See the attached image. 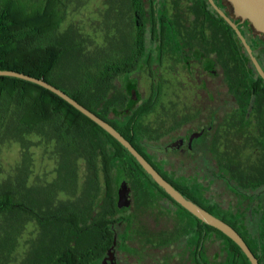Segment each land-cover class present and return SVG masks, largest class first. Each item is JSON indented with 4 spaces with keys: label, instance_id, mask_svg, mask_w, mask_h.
I'll use <instances>...</instances> for the list:
<instances>
[{
    "label": "flooded vegetation",
    "instance_id": "obj_1",
    "mask_svg": "<svg viewBox=\"0 0 264 264\" xmlns=\"http://www.w3.org/2000/svg\"><path fill=\"white\" fill-rule=\"evenodd\" d=\"M149 2L148 13L135 11L131 40L121 39L114 56L134 68L115 79L125 97L116 122L163 176L193 185L189 191L209 212H225L264 264L263 78L208 0ZM215 2L238 20L264 70V35L246 29L227 0ZM170 85L177 92H169ZM155 110L156 117L146 120ZM134 166L133 174L120 173L118 202L125 178L129 205L118 206L113 235L69 237V264H252L235 241L176 204ZM90 240L96 242L92 251Z\"/></svg>",
    "mask_w": 264,
    "mask_h": 264
},
{
    "label": "trees",
    "instance_id": "obj_2",
    "mask_svg": "<svg viewBox=\"0 0 264 264\" xmlns=\"http://www.w3.org/2000/svg\"><path fill=\"white\" fill-rule=\"evenodd\" d=\"M131 1L137 13L143 10L141 0ZM65 18L62 0H0V69L45 79L125 135L116 122L125 97L118 94L115 79L134 68L114 58L101 60L90 55L84 41L69 37L74 31L62 30ZM232 19L240 28L238 20ZM246 24L252 27L249 21ZM32 133L43 134L56 144L59 175L46 185L30 186L25 176L0 183V215L27 217L40 227L39 240L33 243L24 264H69V237L113 235L110 221L118 212L120 173L133 174L134 165L146 171L116 138L54 92L18 77L0 75V140L13 135L23 140ZM128 140L148 159L141 147L130 137ZM80 160L86 163L88 174L82 192L76 191ZM163 174L186 198L201 205L189 191L193 185H181ZM63 192H71L72 197L59 201ZM212 213L234 224L225 212ZM14 242L10 233L1 240L0 264H5V249ZM88 244L94 250L96 242Z\"/></svg>",
    "mask_w": 264,
    "mask_h": 264
},
{
    "label": "rangeland",
    "instance_id": "obj_3",
    "mask_svg": "<svg viewBox=\"0 0 264 264\" xmlns=\"http://www.w3.org/2000/svg\"><path fill=\"white\" fill-rule=\"evenodd\" d=\"M62 2L66 11L62 30L69 29L71 33L74 31L69 37H77L84 41V47L90 55L97 56L101 60H109L119 51L121 39L122 42L124 39L131 40L130 33L136 29L139 18L135 15V7L131 0H62ZM142 5V9L148 13L149 0H145ZM146 21L147 23L150 21L148 14ZM244 27L250 28L248 25ZM145 73L146 71L141 81L144 91L148 92L149 83ZM170 86L171 90L166 92H177L174 85ZM156 114L158 110L150 114L146 120L154 119ZM25 136L23 140L14 135L5 136L0 140V183L14 182L20 176H25L30 186L46 185L56 181L60 165L56 144L40 133ZM87 175L86 163L80 160L76 191H83ZM116 175L117 178L118 173ZM100 178L104 187L102 173ZM69 197H72L71 192H63L58 199L59 201L69 200ZM9 233L14 235L15 242L13 247L5 249L4 262L5 264H24L33 249V243L39 240L40 227L36 221L27 217L19 219L0 215V242ZM12 244L13 240L10 241V246Z\"/></svg>",
    "mask_w": 264,
    "mask_h": 264
},
{
    "label": "water",
    "instance_id": "obj_4",
    "mask_svg": "<svg viewBox=\"0 0 264 264\" xmlns=\"http://www.w3.org/2000/svg\"><path fill=\"white\" fill-rule=\"evenodd\" d=\"M210 4L214 7L217 13L224 19L226 22L235 30L239 38L241 39L242 43L246 47L247 51L251 54V59L257 68L260 76L264 79V70L260 65L257 58L252 55V50L250 45L248 44L245 36L242 34L238 24L230 17L228 14L221 9L215 2V0H208ZM233 9V13L236 17L241 18L242 20L249 21L252 27L262 33L264 35V0H227ZM0 75L3 76H12L18 77L35 84H38L42 87L49 89L50 91L54 92L64 100H66L69 104L74 106L84 115L89 117L91 120L96 122L100 125L104 130H106L109 134H111L114 138H116L122 145H124L128 151L136 158L138 163L144 168V170L149 173L155 182L161 186L167 194L178 204L184 207L186 210L191 212L196 217L200 218L207 224L217 228L225 235L230 237L233 241H235L244 253L249 257L252 264H260L258 258L255 256L253 251L250 249L248 244L245 242L243 237L237 232V230L225 222L224 220L220 219L219 217L215 216L199 204L195 203L194 201L186 198L171 182H169L152 164L147 160V158L141 154L138 149L120 132L118 131L112 124L108 121L97 115L95 112L81 104L75 98L70 96L68 93L60 89L59 87L55 86L54 84L46 81L42 78H37L35 76L15 71V70H3L0 69ZM134 102L130 105L129 108H132ZM121 176H123V172H121ZM124 180V188L122 189V194L119 198L118 206L120 208L126 207L129 205V190L126 184L125 178Z\"/></svg>",
    "mask_w": 264,
    "mask_h": 264
}]
</instances>
